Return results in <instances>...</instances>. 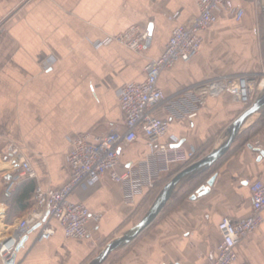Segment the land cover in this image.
I'll return each mask as SVG.
<instances>
[{"label":"crops","instance_id":"1","mask_svg":"<svg viewBox=\"0 0 264 264\" xmlns=\"http://www.w3.org/2000/svg\"><path fill=\"white\" fill-rule=\"evenodd\" d=\"M233 6L245 9L241 21L221 10L217 23L201 34L199 56L189 63L178 62L161 74L159 87L167 98H180L214 78L249 75L253 104L264 87L261 3L235 0ZM198 15L196 0H0V20L10 19L0 41V243L17 230L21 220L30 223L17 248L15 264H89L109 242L135 226L145 215L140 216L143 209L185 168L188 162L171 164L170 172L159 181L163 186L134 205L125 204L121 188L108 177L74 193L70 197L73 203H83L102 216L99 231L84 241L67 239L61 225L51 220L55 235L39 242L42 226L37 215L41 213L49 221V214L37 209L35 192L25 201L19 200L30 181L24 180L10 196L5 193L17 164L6 157L9 145L19 147L21 162H28L36 172L31 181L35 190H58L71 177L66 167L70 136L88 134L94 144L96 138L112 131L124 132L120 88L144 82L148 63L162 56L173 30ZM150 26L152 34L139 52L117 42L97 47L132 27ZM251 105L244 106L228 94L196 101L195 106L180 100L177 107L196 116L160 110L157 116L169 124L160 142L195 148L200 160ZM239 136L216 164L212 176L217 178L207 195L191 199L212 176L192 192L187 184L148 230L130 246L111 254L104 264L213 262L222 240L219 223L225 217L234 221L248 218L251 185L264 182V114ZM149 152L147 138L141 133L134 144L121 148L119 171L140 162ZM236 252L233 264H264V222L239 243ZM0 264L5 263L0 260Z\"/></svg>","mask_w":264,"mask_h":264},{"label":"built area","instance_id":"2","mask_svg":"<svg viewBox=\"0 0 264 264\" xmlns=\"http://www.w3.org/2000/svg\"><path fill=\"white\" fill-rule=\"evenodd\" d=\"M31 0H27L30 2ZM235 0H196L199 15L186 24L176 27L162 54L151 60L146 67V79L142 83L125 84L119 90V102L125 114V131H112L89 141L88 134H74L69 137L70 148L66 157V167L71 173L70 180L58 190L37 188L34 201L38 210L47 211L49 221L38 219L42 226L38 241H48L56 233L49 223L58 222L67 239L84 241L92 238L99 231L101 214L92 213L83 203H73L70 197L85 186L99 184L101 178L108 177L123 192L124 202L134 205L151 192L164 175L170 172L173 163H185L197 155L196 149L187 150L175 144H163L160 141L168 133V121L157 116L160 110L170 111L175 116L188 114L196 116L189 110L180 109V100L203 103L208 97L230 95L235 101L249 106L253 93L249 75L218 77L198 84L180 98L169 99L159 87V79L164 71L172 69L178 62L189 63L201 52L202 32L217 23L218 13L225 9L241 21L246 11L243 7H234ZM259 4V3H258ZM10 19L0 20V41L7 34ZM148 28L132 27L118 36L108 38L97 44L107 45L117 42L139 52L144 49L149 39ZM196 109V108H193ZM144 134L150 146L149 154L140 162L130 165L123 172L119 171V153L121 148L134 144L140 134ZM7 159L17 161L15 173L7 183L5 193L11 195L24 180L35 179L36 172L31 165L21 162L22 153L14 144L6 150ZM252 213L240 221L228 217L221 220L218 231L221 243L218 246L217 258L210 264H233L237 259L239 243L255 232L264 222V182L256 181L251 185ZM44 221V222H43ZM30 229L29 220L19 222L17 230L0 243V260L6 263L17 252L22 239Z\"/></svg>","mask_w":264,"mask_h":264},{"label":"water","instance_id":"3","mask_svg":"<svg viewBox=\"0 0 264 264\" xmlns=\"http://www.w3.org/2000/svg\"><path fill=\"white\" fill-rule=\"evenodd\" d=\"M262 14L264 18V0H260ZM149 34H152V26L149 27ZM264 114V87L257 96L253 104L247 108L237 119H235L224 131L218 144L205 157L179 171L172 179L159 191L150 208L143 218L133 227L125 231L121 236L109 242L102 252L89 264H104L111 254L125 249L135 242L146 230H148L158 219L166 208L169 201L179 193L187 184L198 176L208 172L216 165L232 148L237 137L249 129ZM217 175H213L206 185L201 186L191 199L201 198L207 195L214 186ZM25 238L20 244L24 242ZM16 254H14L5 264H15Z\"/></svg>","mask_w":264,"mask_h":264},{"label":"trees","instance_id":"4","mask_svg":"<svg viewBox=\"0 0 264 264\" xmlns=\"http://www.w3.org/2000/svg\"><path fill=\"white\" fill-rule=\"evenodd\" d=\"M250 105H251V104H250ZM240 137H241V136H239L238 139H239ZM198 159H199V154H197L193 160H191V161H189L188 163H186L185 167L188 166V165H190L191 163L195 162V161L198 160ZM216 166H217V165H214V166L212 167L211 170H209L208 172H206V173H204V174L198 176L197 178H195L194 180H192V181L189 183V186H191V192H192L193 190H195L196 188H198L202 183H204V182H205L210 176H212V174L215 172ZM25 181H30V182H26L25 187H24V189H23V192H22L21 196L19 197V200H20V201H25L26 199H28V197L30 196V194H31L32 192H35V191H36V190H35V184H34L33 182H31L32 179H27V180H25ZM25 181H23V182H25ZM23 182H21V183H23ZM27 183H28V184H27ZM159 183H160V182H158V183L156 184L155 188L150 192V194H149L147 197L151 196V194H152V195L155 194V193H156V192H157V191L163 186V184L161 185V184H159ZM23 185H24V184H23ZM177 195H178V194H177ZM177 195H175V196L169 201V203H168V207L174 202V200H176ZM9 196H10V195H9ZM34 196H35V195H34ZM184 197H187V196H184ZM145 200H146V199H145ZM143 201H144V200H143ZM168 207L164 210V212L167 211Z\"/></svg>","mask_w":264,"mask_h":264},{"label":"rangeland","instance_id":"5","mask_svg":"<svg viewBox=\"0 0 264 264\" xmlns=\"http://www.w3.org/2000/svg\"><path fill=\"white\" fill-rule=\"evenodd\" d=\"M259 20H260L261 24H264V22H263V15H262V12H261V16L259 17ZM149 207H150V206H148L147 209H149ZM147 209H143L144 212H143L142 215H140V216H143V214H145V212L147 211ZM136 222H137V221H136ZM136 222H135V223H136Z\"/></svg>","mask_w":264,"mask_h":264},{"label":"bare ground","instance_id":"6","mask_svg":"<svg viewBox=\"0 0 264 264\" xmlns=\"http://www.w3.org/2000/svg\"><path fill=\"white\" fill-rule=\"evenodd\" d=\"M5 242H6V241H5ZM5 242H4V243H5Z\"/></svg>","mask_w":264,"mask_h":264}]
</instances>
